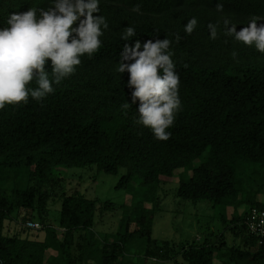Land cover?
Masks as SVG:
<instances>
[{
	"label": "trees",
	"instance_id": "obj_1",
	"mask_svg": "<svg viewBox=\"0 0 264 264\" xmlns=\"http://www.w3.org/2000/svg\"><path fill=\"white\" fill-rule=\"evenodd\" d=\"M218 4L223 13L216 11ZM136 5L139 11L133 10ZM50 6V0H0V26H7L10 13ZM100 9L109 23L100 50L82 57L75 74L54 85L55 92L42 102L29 98L27 104L0 110V264H141L130 259L138 240L148 243L137 245L146 259L264 264V243L245 222L249 209L264 207L258 183V175H264V53L226 36L223 24L228 17L239 31L251 18L264 17V0H101ZM193 16L198 26L187 35L184 25ZM209 23L218 25L215 40L209 38ZM129 25L137 36L127 43L166 36L173 41L183 108L167 141L136 123L138 102L121 108L126 100L131 103L129 74L120 77L115 69L125 43L121 35ZM59 167H95L112 175L125 170L116 186L122 189L136 178L155 189L163 177L181 171L177 195L221 206L224 218L228 209L230 229L244 235L243 245L227 248L221 238L159 244L151 238L154 213L134 201L118 232L102 238L92 230L103 204L65 191L58 229H53L47 224V201L61 181L53 172ZM12 170H25L32 184L14 183L8 195L4 185L17 178ZM20 208L36 211L44 240L5 231ZM132 223L137 230H131Z\"/></svg>",
	"mask_w": 264,
	"mask_h": 264
},
{
	"label": "clouds",
	"instance_id": "obj_2",
	"mask_svg": "<svg viewBox=\"0 0 264 264\" xmlns=\"http://www.w3.org/2000/svg\"><path fill=\"white\" fill-rule=\"evenodd\" d=\"M50 4L47 9L10 13L7 26H0V110L27 104L29 98L42 102L55 92L54 85L75 74L82 57L92 58L102 47L109 23L101 14V0H50ZM133 10L139 11V5ZM216 11L223 13V5L218 4ZM261 19L253 17L237 31V24L224 17V34L264 53V23H257ZM197 26L193 16L184 25L185 34L191 35ZM207 27L209 38L215 40L218 25ZM135 36L136 29L130 25L121 35L125 43L115 71L120 77L129 74L126 83L131 90V103L126 100L121 108L127 110L138 102L136 123L148 128L155 139L167 141L183 108L180 77L170 50L173 41L166 36L127 43ZM180 39L177 34L175 41Z\"/></svg>",
	"mask_w": 264,
	"mask_h": 264
},
{
	"label": "rangeland",
	"instance_id": "obj_3",
	"mask_svg": "<svg viewBox=\"0 0 264 264\" xmlns=\"http://www.w3.org/2000/svg\"><path fill=\"white\" fill-rule=\"evenodd\" d=\"M194 165H199V160ZM9 172L11 176H17V178L4 185V187L8 185V195L11 194L14 183H18L21 187L32 184L25 170L18 173L14 170ZM53 172L61 178L60 183L57 184L54 192H51L50 199L47 201V224L53 229H58L62 205L61 195L65 191L68 194L80 193L87 199L96 200L103 204L96 213V225L92 230L102 238L118 232L120 224L128 217L134 201L135 205L138 204L154 213L151 238L157 240L159 244L164 241L177 244L192 241L201 243L204 240L213 243L221 238L228 248L233 244L240 245L242 243L243 245L245 240L244 235L240 234L239 230H235L239 235H235L231 231L230 228L233 224L230 223L231 214L227 215L228 209L224 218L225 210L221 206H213L209 201L193 203L177 195L181 171H176L171 178L163 177V182L155 189L143 184L140 178L134 179L129 185V189L117 188L116 186L125 170L112 175L105 172L99 173L95 167H59ZM187 174L188 171L183 177H187ZM240 176L245 178V173L240 172ZM258 180L259 185H261L260 195L264 197V175H258ZM59 185L63 187H58ZM224 219L226 220L224 221ZM29 221L42 224L36 215V211L33 212L28 208H20L18 212L15 210L12 212L11 219L6 222L5 231L10 233L21 232L22 236L44 240L45 231L40 228L27 227ZM137 229L136 224L132 223L131 230ZM139 243L144 246L148 244L143 240L133 242L135 246L130 254V259L133 261H140L141 264H173L170 260L146 259L144 251L137 246ZM56 252L52 249L50 253ZM216 261L218 262L219 259Z\"/></svg>",
	"mask_w": 264,
	"mask_h": 264
},
{
	"label": "built area",
	"instance_id": "obj_4",
	"mask_svg": "<svg viewBox=\"0 0 264 264\" xmlns=\"http://www.w3.org/2000/svg\"><path fill=\"white\" fill-rule=\"evenodd\" d=\"M247 229L250 234L259 239V243H264V207H253L249 209L245 219ZM28 227L41 228L38 222H27Z\"/></svg>",
	"mask_w": 264,
	"mask_h": 264
}]
</instances>
